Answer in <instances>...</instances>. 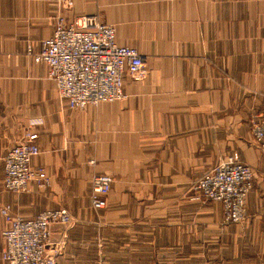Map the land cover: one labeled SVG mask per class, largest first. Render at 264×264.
Returning a JSON list of instances; mask_svg holds the SVG:
<instances>
[{"label":"crops","instance_id":"obj_1","mask_svg":"<svg viewBox=\"0 0 264 264\" xmlns=\"http://www.w3.org/2000/svg\"><path fill=\"white\" fill-rule=\"evenodd\" d=\"M68 23L98 16L117 44L144 57L148 77H124L127 99L73 110L37 64L55 30L58 0H0V208L53 226L56 264H264V152L252 117L264 114V0H73ZM39 134L45 187L4 188L5 157ZM238 153L254 171L242 224L196 183ZM113 179L107 207L91 205L92 178ZM6 225L0 215V250ZM0 264L2 262L0 261Z\"/></svg>","mask_w":264,"mask_h":264},{"label":"built area","instance_id":"obj_2","mask_svg":"<svg viewBox=\"0 0 264 264\" xmlns=\"http://www.w3.org/2000/svg\"><path fill=\"white\" fill-rule=\"evenodd\" d=\"M58 4L61 10L55 17L53 36L43 41L40 53L33 58L35 63L48 66V78L55 83L59 97L78 111L89 105L98 107L126 100L125 75L136 82L148 77L144 57L135 48L119 46L116 28L102 23L98 16H82L68 23L62 11L71 10L73 0H58ZM251 123L253 136L264 152V114L253 116ZM38 139L37 132L28 130L6 155V191L21 194L31 184L47 185V169L32 166L33 159L41 154ZM253 182L252 167L235 153L207 172L194 188L199 199L221 204L223 223L242 224L247 219V199ZM112 183L110 176H93L90 199L96 212L107 207ZM0 215L6 225L2 233L5 248L0 250L2 264H56L64 242L57 244L54 253H48L53 226L74 225L65 209L47 210L36 219L24 220L14 214L11 205H3Z\"/></svg>","mask_w":264,"mask_h":264}]
</instances>
